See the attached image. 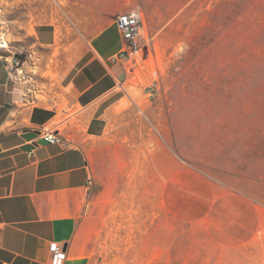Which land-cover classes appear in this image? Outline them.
Returning a JSON list of instances; mask_svg holds the SVG:
<instances>
[{
  "label": "rangeland",
  "instance_id": "374dc122",
  "mask_svg": "<svg viewBox=\"0 0 264 264\" xmlns=\"http://www.w3.org/2000/svg\"><path fill=\"white\" fill-rule=\"evenodd\" d=\"M133 9L154 44L133 56L104 132L85 140L96 262L264 264V0H0V22L9 46L36 40L24 73L43 98L40 81L74 60L60 62L61 42ZM44 26L51 56L35 37Z\"/></svg>",
  "mask_w": 264,
  "mask_h": 264
},
{
  "label": "crops",
  "instance_id": "0c3cea01",
  "mask_svg": "<svg viewBox=\"0 0 264 264\" xmlns=\"http://www.w3.org/2000/svg\"><path fill=\"white\" fill-rule=\"evenodd\" d=\"M4 34L0 22V38ZM35 37L51 56L56 31L44 26ZM19 38L0 47V264H50L52 242L64 245V264H98V245L86 226L93 163L85 140L104 132L108 110L128 95L131 60L139 58H118L124 41L114 21L86 37L66 38L59 60L68 53L74 60L70 67L59 65L57 79L40 81L46 85L42 98L24 73L27 63L23 71L13 63L23 49L34 56L36 40L20 48ZM129 88L140 91L132 83ZM58 121L70 127L60 131L63 144L41 134L57 129Z\"/></svg>",
  "mask_w": 264,
  "mask_h": 264
},
{
  "label": "built area",
  "instance_id": "2783aa9c",
  "mask_svg": "<svg viewBox=\"0 0 264 264\" xmlns=\"http://www.w3.org/2000/svg\"><path fill=\"white\" fill-rule=\"evenodd\" d=\"M114 22L118 32L121 34L124 47L121 50L118 58L120 60H128L130 57L138 54L144 48H149L153 46L155 37L150 33L145 27V16L143 11L140 9H133L127 12L118 13ZM8 43L5 38H0V47L7 48ZM32 57V54L28 55L24 60L21 56L15 55L13 59L14 66L17 71L25 63H28ZM33 65H36L33 63ZM42 137L51 143H66L67 140L64 135L58 129H44L42 132ZM90 185H93V178L89 180ZM52 259L50 264H64L67 259V251L63 244L52 242L51 244Z\"/></svg>",
  "mask_w": 264,
  "mask_h": 264
},
{
  "label": "bare ground",
  "instance_id": "6f19581e",
  "mask_svg": "<svg viewBox=\"0 0 264 264\" xmlns=\"http://www.w3.org/2000/svg\"><path fill=\"white\" fill-rule=\"evenodd\" d=\"M6 45H7V46H9V44H8V43H6ZM131 61H132V60H131Z\"/></svg>",
  "mask_w": 264,
  "mask_h": 264
}]
</instances>
